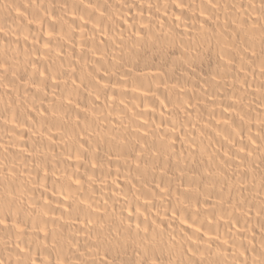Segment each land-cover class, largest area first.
Instances as JSON below:
<instances>
[{
	"label": "bare ground",
	"instance_id": "obj_1",
	"mask_svg": "<svg viewBox=\"0 0 264 264\" xmlns=\"http://www.w3.org/2000/svg\"><path fill=\"white\" fill-rule=\"evenodd\" d=\"M0 264H264V0H0Z\"/></svg>",
	"mask_w": 264,
	"mask_h": 264
}]
</instances>
